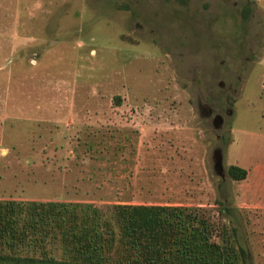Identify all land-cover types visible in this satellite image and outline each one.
Instances as JSON below:
<instances>
[{
  "label": "rangeland",
  "instance_id": "374dc122",
  "mask_svg": "<svg viewBox=\"0 0 264 264\" xmlns=\"http://www.w3.org/2000/svg\"><path fill=\"white\" fill-rule=\"evenodd\" d=\"M187 2L0 0V200L201 207L264 264V0Z\"/></svg>",
  "mask_w": 264,
  "mask_h": 264
},
{
  "label": "trees",
  "instance_id": "16d2710c",
  "mask_svg": "<svg viewBox=\"0 0 264 264\" xmlns=\"http://www.w3.org/2000/svg\"><path fill=\"white\" fill-rule=\"evenodd\" d=\"M228 174L240 182L248 171L232 165ZM249 262L237 228L201 207L0 200V264Z\"/></svg>",
  "mask_w": 264,
  "mask_h": 264
},
{
  "label": "crops",
  "instance_id": "0c3cea01",
  "mask_svg": "<svg viewBox=\"0 0 264 264\" xmlns=\"http://www.w3.org/2000/svg\"><path fill=\"white\" fill-rule=\"evenodd\" d=\"M262 164L263 165H261V167L259 168V170H262L261 171V180H260V182L254 184L252 193L250 194V195H252V198L255 201L260 202V203H264V168H263L264 167V161L262 162ZM250 175H251V172L248 171V176H250ZM253 179H255V178H253Z\"/></svg>",
  "mask_w": 264,
  "mask_h": 264
}]
</instances>
